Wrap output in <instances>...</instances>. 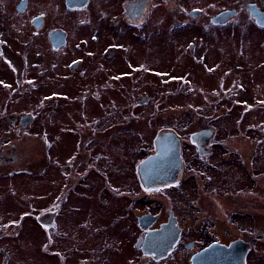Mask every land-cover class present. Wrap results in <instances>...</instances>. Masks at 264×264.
Returning a JSON list of instances; mask_svg holds the SVG:
<instances>
[{
    "label": "flooded vegetation",
    "instance_id": "af4514ba",
    "mask_svg": "<svg viewBox=\"0 0 264 264\" xmlns=\"http://www.w3.org/2000/svg\"><path fill=\"white\" fill-rule=\"evenodd\" d=\"M254 35L264 36V0H0V94L5 96V102H0V122H6L8 131L4 141L9 143L30 129L38 120L39 111L42 125L58 129L57 140H62L64 147L69 145V158L77 155L72 167L67 166L68 171L60 174V188L67 187L63 202L71 189L67 182L70 169H74L82 153L87 157L81 151L82 145L92 144V126L104 124L112 134L129 124L140 129L144 121L155 122L159 128L149 130L146 139L132 130L137 137L135 142H150L149 153L137 163L134 173L135 186L142 196L133 198L135 189L128 181L113 185L108 172L97 191L100 180L92 178L91 167L88 173L97 205L123 203L128 207L130 201L145 202L137 211L131 208L139 228L136 243L168 224V234H178L173 250L160 259L144 253L135 243L145 262L163 264L173 259L179 249L185 255L181 264H195V257L212 245L230 247L238 243L242 252L248 248L245 264H261L256 262L255 244L256 239H264V212H257L255 207L256 202L264 206V143L257 150V139L251 136L244 138L252 145H240L241 141L235 140L239 136L219 135L218 118L210 115L209 105L198 106L202 103L196 91L201 85L196 86L195 80L199 75V80L207 83L201 95L205 101L212 100L208 95L212 93L214 97V91L208 87L209 81L214 82V78L225 73L228 57L223 45L230 41L240 62V58H248L238 53L241 39ZM17 63L22 66L17 68ZM178 78L195 80H191L193 88L184 106L188 117L161 124V107L168 104L167 98H159L165 93L161 86ZM216 85L213 88L217 91L219 83ZM18 91L28 98L34 96L36 102L31 108L12 109ZM97 109L103 110L98 115L106 113L108 118H93ZM193 111L197 112L196 117ZM80 116L87 118L79 119ZM195 123L199 127H194ZM166 133L179 140L181 165L144 182L140 165L158 154L156 140ZM42 134L45 140L41 151L46 157L49 129H43ZM16 148L0 151V166L7 154L17 155ZM88 155L92 160V146ZM79 184L76 182V186ZM183 189L197 196L185 204L171 201L166 208L154 197L162 191ZM209 192H215L219 201L210 198L213 194ZM123 193H131L132 198H121ZM206 201L218 208L217 216L207 211ZM31 214L27 218L31 217V225L37 229V243L43 245L34 252L30 248L10 251L0 245V264H25L34 253V260L39 261L34 264H110L107 258H119L115 264H128L121 262L125 258L122 251L116 252L115 257L105 252L97 260L85 248L50 250L49 230L58 225L57 214ZM143 217L149 219L142 225ZM24 224L13 221L0 226V243L18 237ZM120 233L126 235L123 230L117 235Z\"/></svg>",
    "mask_w": 264,
    "mask_h": 264
},
{
    "label": "rangeland",
    "instance_id": "374dc122",
    "mask_svg": "<svg viewBox=\"0 0 264 264\" xmlns=\"http://www.w3.org/2000/svg\"><path fill=\"white\" fill-rule=\"evenodd\" d=\"M222 48L226 52L225 56L228 57L225 59L223 68L225 73L214 78V82L210 80L208 84V87L214 91V97L212 93H209L208 96L216 100H203L201 93H204L203 86L207 83H202L199 80V75H197L195 78L196 86L198 84L201 86L196 93L199 94L200 103H202L198 106L204 108L202 105H209L210 110H212L210 115L218 118L219 135L239 136L235 140H240V145L245 142L252 145L249 139L244 138V136H251L252 139H257L255 144L257 150H259L258 147L264 143V36H250L248 40L241 39L238 53L240 56L246 55L248 58H240V62L235 57L238 54L234 53L230 41H227V44H224ZM236 48H238L237 44ZM21 66L22 63L20 65L17 63V68ZM191 80L192 82L195 81L190 78L171 79L168 84L161 86L162 92L165 93L160 95L159 98H167L165 103H168L167 106L161 107L159 117L161 124L165 120L179 119L182 121L188 117V111L184 110V106L188 104V96H190L193 88ZM216 82L219 83L217 91L213 88ZM32 97L28 98L24 92L18 91L11 103L12 109L31 108L32 104L36 102L34 96ZM0 102H5V96L2 94H0ZM37 102L39 103V101ZM214 104H218V106L215 107ZM102 111L97 109L95 112L98 113L95 114L92 111V115H96L93 118H108L105 116L106 113L102 116L98 115L102 114ZM193 112L195 116L197 112ZM40 114L39 111L38 120L30 129L17 134L16 139L13 138L9 143L4 141L8 136L6 122H0V151L13 146H17L16 150H18L16 156L10 153L7 154L8 157L2 159V165L0 166V226L5 227L13 221L25 222L24 231L18 237L6 239L0 245L10 251L13 248H30L31 252L36 251V248L39 250L43 242L42 244L37 243L40 239L36 237L37 229L31 225V217L27 218V216L32 215L31 213L41 214L44 212L49 217L57 214L56 221H58V225L49 230L51 237L50 250L63 247L85 248L92 252V258L97 260L105 252L111 254L108 256L115 257L116 252L122 251L125 258L122 257L121 262L152 264L145 262L135 248V237L139 228L131 208L134 207L133 209L137 211L138 208H143L140 205H144L145 202L130 201L128 207L123 203L121 205L99 207L97 200H95L93 180L91 186V176L88 172L92 167V178L95 176L100 180V186L96 188L97 191L100 190L101 184L105 183V173L108 172L107 176L110 175L108 178L113 185L128 181L135 189L132 192L133 198L141 197L142 194L135 186L134 173L137 163L149 153L148 145L150 142H146L147 144L135 142L134 140H137V137L132 130H137L146 139L148 133H151L149 130L158 129L159 127L156 126L155 122L150 123L147 120L144 121L145 125L141 126L140 129L136 126L132 128L134 125L129 124L127 127H123L121 132L113 131L114 133L111 134V129L104 126V124L95 125L96 127L92 126V144H90L92 146V160L88 158V151L91 146L89 145V148L88 143H86V145H82L81 151L85 152L87 157L82 153L72 170L70 168L74 164L77 155L74 158H69L71 155L67 150L69 145L67 144L64 147L62 140L60 139L61 142L57 140L60 138V133L55 126L42 125L43 115ZM200 114L201 112L198 115ZM84 118L80 116L79 119ZM194 127L199 126L195 123ZM46 128L49 129L47 137L50 141L48 154L46 155L49 158L47 159L41 151L44 149L42 143L45 140L42 130ZM80 129L85 130L84 127H80ZM116 129L114 128V130ZM229 140L232 143L233 140ZM121 145L123 146L122 149ZM65 161H68V163ZM63 166H66V169ZM67 166L71 170L67 181L70 183L71 189L62 202L67 187L64 190L62 187L60 188L59 183L62 182L60 174L64 170L68 171ZM74 171H78L79 175H75ZM76 182H80V184L76 186ZM123 194L124 196L121 198H132L131 193ZM209 194H213L210 198L219 201L215 192H209ZM200 195H198V198ZM196 196L193 191L183 189L162 191L161 194L154 197L161 200L166 208L169 207L171 201L185 204ZM111 198L121 200L118 197ZM256 204L255 209L257 212H264L262 203L256 202ZM205 205L207 211H211L217 216L218 208L216 206H211L208 201L204 203ZM182 211L187 212L186 215H188L187 209L183 208ZM224 220H226V217ZM122 230L126 232V235L121 233L117 235ZM257 230H260V228L257 227ZM255 249L256 262L264 264V239H256ZM34 256L35 253L23 263H38L39 261L34 260ZM80 256L84 257V255ZM117 260L119 258H107L110 264H115L114 261ZM183 262H185V255H181L178 249L174 254V258L163 264H181Z\"/></svg>",
    "mask_w": 264,
    "mask_h": 264
},
{
    "label": "water",
    "instance_id": "95a60500",
    "mask_svg": "<svg viewBox=\"0 0 264 264\" xmlns=\"http://www.w3.org/2000/svg\"><path fill=\"white\" fill-rule=\"evenodd\" d=\"M158 154L150 156L140 165V174L144 182H149L150 178L155 175H163L168 173L169 169L180 167L179 140L174 134L166 133L158 137ZM178 170H176V175ZM148 217H143L140 222L148 221ZM146 227V226H145ZM170 225H166L160 230L149 232L145 239H138L136 246L142 247L146 254H153L156 259L163 258L173 250L178 239L168 234ZM178 233V230H177ZM218 246V247H217ZM238 243L232 244L230 247L212 245L195 257V264H245V257L248 248L245 247L244 252ZM241 250V251H240Z\"/></svg>",
    "mask_w": 264,
    "mask_h": 264
}]
</instances>
